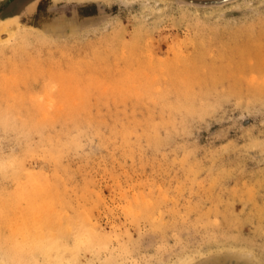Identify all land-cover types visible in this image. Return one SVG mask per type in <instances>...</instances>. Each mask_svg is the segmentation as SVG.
Here are the masks:
<instances>
[{"label":"rangeland","instance_id":"obj_1","mask_svg":"<svg viewBox=\"0 0 264 264\" xmlns=\"http://www.w3.org/2000/svg\"><path fill=\"white\" fill-rule=\"evenodd\" d=\"M14 1L0 264H264V0Z\"/></svg>","mask_w":264,"mask_h":264},{"label":"water","instance_id":"obj_2","mask_svg":"<svg viewBox=\"0 0 264 264\" xmlns=\"http://www.w3.org/2000/svg\"><path fill=\"white\" fill-rule=\"evenodd\" d=\"M6 1H10V0H6ZM177 1H179L180 4L186 5V6H193L197 8H207V7L219 6L224 3L232 2L235 0H177Z\"/></svg>","mask_w":264,"mask_h":264},{"label":"flooded vegetation","instance_id":"obj_3","mask_svg":"<svg viewBox=\"0 0 264 264\" xmlns=\"http://www.w3.org/2000/svg\"><path fill=\"white\" fill-rule=\"evenodd\" d=\"M22 3H23V1L22 0H18V1H14L13 2V6L15 7V11H16V9L18 8V7H20L21 5H22ZM6 7V4H3V5H1L0 6V14H2V12H3V10H4V8ZM14 15V14H13ZM12 15V16H13ZM8 18V17H7Z\"/></svg>","mask_w":264,"mask_h":264},{"label":"bare ground","instance_id":"obj_4","mask_svg":"<svg viewBox=\"0 0 264 264\" xmlns=\"http://www.w3.org/2000/svg\"><path fill=\"white\" fill-rule=\"evenodd\" d=\"M31 5H32V4H31ZM27 7H31V6H27ZM27 10H28V9H27ZM27 10H26V11H27ZM26 11H25V12H26ZM58 22H59V21H58ZM60 23H61V22H60ZM73 23H74V22H73ZM4 25H5L4 22H1V23H0V31L4 28ZM54 26H55V25H54ZM57 27H59V26H57ZM57 27H56V28H57ZM54 29H55V28H54ZM57 29H58V28H57ZM51 30H52V29H51ZM60 30H61V29H60ZM260 93H261V92H260ZM72 111H73V110H72ZM68 113H69V112H68ZM69 117L71 118V116H69ZM63 123H64V122H63ZM35 126H36V125H35ZM121 137H122V136H121Z\"/></svg>","mask_w":264,"mask_h":264}]
</instances>
